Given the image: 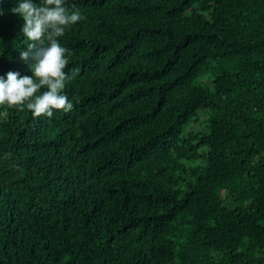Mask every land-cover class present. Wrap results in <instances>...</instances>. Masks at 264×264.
<instances>
[{
    "label": "trees",
    "instance_id": "1",
    "mask_svg": "<svg viewBox=\"0 0 264 264\" xmlns=\"http://www.w3.org/2000/svg\"><path fill=\"white\" fill-rule=\"evenodd\" d=\"M66 3L72 109L0 105V264H264V0Z\"/></svg>",
    "mask_w": 264,
    "mask_h": 264
},
{
    "label": "clouds",
    "instance_id": "2",
    "mask_svg": "<svg viewBox=\"0 0 264 264\" xmlns=\"http://www.w3.org/2000/svg\"><path fill=\"white\" fill-rule=\"evenodd\" d=\"M3 3L0 0V15L5 12ZM11 11L24 21L22 32L30 42L20 57L24 61L31 57V74L16 70L0 74V105L26 106L34 116H52L54 109L69 111L73 103L64 91L71 79L65 71L68 50L59 38L84 19L82 12L69 9L66 0H16Z\"/></svg>",
    "mask_w": 264,
    "mask_h": 264
}]
</instances>
